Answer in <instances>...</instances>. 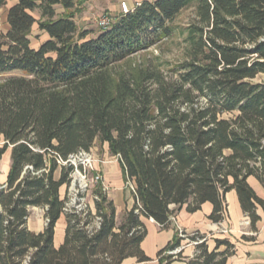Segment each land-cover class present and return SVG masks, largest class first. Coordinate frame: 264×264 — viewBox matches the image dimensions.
<instances>
[{
    "label": "trees",
    "instance_id": "trees-1",
    "mask_svg": "<svg viewBox=\"0 0 264 264\" xmlns=\"http://www.w3.org/2000/svg\"><path fill=\"white\" fill-rule=\"evenodd\" d=\"M7 2L0 0V9ZM76 6V0H17L6 34L0 20V160L12 147L0 185V264L146 263L152 260L141 248L142 217L167 228L184 206L194 214L210 203L208 219L219 224L231 191L257 231L264 199L248 179L264 187V82H254L264 74V0H145L89 39L79 31ZM191 7L196 15L184 62L167 75L151 62L114 71L171 38L174 21ZM35 25L49 36L38 49L30 40ZM96 142L119 159L135 186V205L118 224L99 186L100 228L91 234L77 216H66L56 248L61 189L71 169H60L54 155L67 159ZM34 207L46 209L39 234L27 226ZM183 235L177 232L158 253V264H228L235 253L227 239H215L210 250L206 235ZM187 239L203 240L193 257L181 249Z\"/></svg>",
    "mask_w": 264,
    "mask_h": 264
},
{
    "label": "crops",
    "instance_id": "crops-1",
    "mask_svg": "<svg viewBox=\"0 0 264 264\" xmlns=\"http://www.w3.org/2000/svg\"><path fill=\"white\" fill-rule=\"evenodd\" d=\"M138 4L140 3L136 5ZM43 33L44 40L41 44L49 40V36L45 32ZM39 46L32 47L38 49ZM0 144H5L2 136H0ZM104 148L106 149L104 156L100 157L98 155L100 160L98 170L103 175L104 182L108 186L106 196L109 201L113 202L117 214L116 221L120 224L125 213L130 211L135 205L134 192L129 187L130 182L125 179L119 159L109 153L108 144H104ZM11 166L12 147H9L0 160V185L4 186L6 184ZM60 176L61 174L57 175V172L55 173L56 180ZM248 183L256 194L264 199V187L262 184L255 177H250ZM65 191L66 187H63L61 189L62 199L65 196ZM226 203V217L219 224H215L208 219L213 211V205L210 203L204 204L202 209L194 214H189L186 210L187 206H184L180 212L171 218L167 228H162L152 219L142 217L141 220L146 227L147 235L142 242L141 248L152 261L139 263L136 259L130 258L125 260L123 264H158V253L168 246L177 232L180 231L186 232L188 235L200 232L216 239L233 240L235 253L229 258L228 264H264V211L258 208L257 213L261 221L257 224V231H254L251 229L249 217L242 210L236 191H231L226 195ZM45 214V208H31L27 222L28 229L36 234L44 232L46 228ZM66 227V216L63 214L55 228L54 244L56 248H59L64 242Z\"/></svg>",
    "mask_w": 264,
    "mask_h": 264
},
{
    "label": "rangeland",
    "instance_id": "rangeland-1",
    "mask_svg": "<svg viewBox=\"0 0 264 264\" xmlns=\"http://www.w3.org/2000/svg\"><path fill=\"white\" fill-rule=\"evenodd\" d=\"M154 1V0H151ZM17 0H8L7 4L0 9V20L2 24V30L6 34L9 30L8 24V12L9 9L16 4ZM126 2L130 8H134L137 3L143 2V0H76L75 9V20L78 25L80 32H88L89 38L95 37L100 31L99 21L104 16H108L113 20L119 17L121 14L120 4ZM39 19V13L35 12L33 14ZM196 15L195 8L191 7L184 10L174 21L173 26L175 27L174 35L165 39L161 43L152 46L151 48L141 51L137 54L131 56L127 61L117 65L115 67V72H122L128 68H138L149 62L158 65L162 68L167 75L168 70L177 64L184 62L188 57V44L186 42L187 30L190 24L193 23ZM44 33L39 30L38 25L34 26L31 34V42L33 47H38L43 39ZM20 75V74H16ZM254 82H264V74L258 76ZM4 144H0L3 147ZM94 153L100 157H103L106 149L104 144L96 142L95 146L92 148ZM61 174V170L57 171V175ZM66 194V193H65ZM65 197V196H64ZM207 242L210 250H213L216 243L212 236L206 235ZM225 240L223 238H218ZM233 242L231 239H227ZM202 239H198L197 242H191L189 239L185 240L182 244L184 249L185 257H193L196 254L197 243H202ZM221 250H225L223 246ZM178 250L177 252H179Z\"/></svg>",
    "mask_w": 264,
    "mask_h": 264
},
{
    "label": "built area",
    "instance_id": "built-area-1",
    "mask_svg": "<svg viewBox=\"0 0 264 264\" xmlns=\"http://www.w3.org/2000/svg\"><path fill=\"white\" fill-rule=\"evenodd\" d=\"M121 15L125 16L133 12V9L126 2L120 4ZM113 19L104 16L99 21L102 29H108L113 23ZM60 169H71L70 181L66 186L63 213L65 216H77L80 219L79 227L86 229L89 233L96 232L102 223V219L96 214V203L100 197L95 194V190L101 186L103 193L107 194L108 186L104 182L103 175L98 170L100 160L93 150L70 155L67 159L54 155ZM47 172V171H46ZM130 189L135 192L132 182ZM47 225V220H46ZM183 235V231H180Z\"/></svg>",
    "mask_w": 264,
    "mask_h": 264
}]
</instances>
